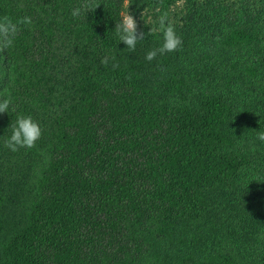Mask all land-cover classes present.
Segmentation results:
<instances>
[{"label":"trees","instance_id":"16d2710c","mask_svg":"<svg viewBox=\"0 0 264 264\" xmlns=\"http://www.w3.org/2000/svg\"><path fill=\"white\" fill-rule=\"evenodd\" d=\"M85 2L0 0L33 21L0 52V264H264V0ZM161 14L182 46L148 62Z\"/></svg>","mask_w":264,"mask_h":264},{"label":"clouds","instance_id":"9594fccd","mask_svg":"<svg viewBox=\"0 0 264 264\" xmlns=\"http://www.w3.org/2000/svg\"><path fill=\"white\" fill-rule=\"evenodd\" d=\"M85 10L91 8V3L86 0L83 5ZM160 12L159 8H156ZM82 14L81 7H76L72 10L73 18H78ZM166 14H161L158 17V28H150L149 35L156 31L163 34L162 44L150 50L146 54L148 62L153 61L158 55L163 56L168 53L176 52L182 46L181 38L176 34L174 28L167 22ZM33 21L30 16H24L16 21H13L8 16L0 17V52L13 46L16 36L19 34L21 25H32ZM118 40L127 46L128 50L135 51L138 40L144 38L143 33H138L135 18L131 15L124 16L121 23L116 24L114 30ZM112 59H115L114 57ZM105 66L108 64V58L101 61ZM119 67L118 63L113 64V69ZM12 104L10 94L4 97L0 93V114L8 113ZM11 135L5 140V147L12 152H17L21 149H32L36 146L37 141L42 136V129L37 121L32 116L18 115L15 123L11 126ZM256 139L264 143V130L257 132Z\"/></svg>","mask_w":264,"mask_h":264}]
</instances>
